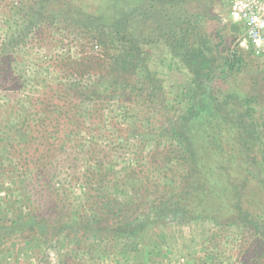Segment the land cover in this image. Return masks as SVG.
Here are the masks:
<instances>
[{"label": "trees", "instance_id": "obj_1", "mask_svg": "<svg viewBox=\"0 0 264 264\" xmlns=\"http://www.w3.org/2000/svg\"><path fill=\"white\" fill-rule=\"evenodd\" d=\"M214 1L9 7L0 20V264L49 250L58 264H172L162 245L172 240L176 264H191L181 229L192 225L211 227L200 264H214L231 229L241 232L240 263L264 264V67L250 49L230 48L225 24L205 27ZM63 41L97 52L62 53ZM53 63L54 83L43 78ZM112 102L138 110L129 135L150 146L145 165L116 171L83 141ZM84 162L77 207L50 176Z\"/></svg>", "mask_w": 264, "mask_h": 264}, {"label": "rangeland", "instance_id": "obj_2", "mask_svg": "<svg viewBox=\"0 0 264 264\" xmlns=\"http://www.w3.org/2000/svg\"><path fill=\"white\" fill-rule=\"evenodd\" d=\"M17 1L18 0H15L14 2L8 0H5L3 2L0 1V20L7 19L10 17V13L8 10L9 7H19L18 5L20 4ZM230 1L231 0H224V2H222V0H215L211 6L210 11L213 18H211L210 15V19L204 25L208 30L211 29L212 31H214L215 29H219L221 27V24H225L226 28H224L223 35H232L229 39V46L233 49L239 43V39L241 38L242 34L230 32L229 27L227 26L229 24L232 25V23L229 21ZM3 6H5V8H3ZM71 49L73 51H71ZM71 49L65 44V41H63L62 53L76 52L84 55L83 52H85L86 54L87 52L91 54L97 52V49L91 45H87L85 49L84 44H82V46L76 45L75 48ZM33 50L38 52L40 51V48L37 46L34 47ZM35 54L37 53L33 52L32 62L35 65H40L42 62L40 61L39 57ZM42 55L44 54L42 53ZM256 61H258V63H260L264 67V57L258 58L256 59ZM54 65L55 63H53L52 66L50 65L51 67L48 68V75L41 74V77L43 75V78L48 77V82L54 83L55 76L57 77L56 74L52 73L54 72ZM246 71L249 75H256L260 72V70L256 67L247 68ZM245 74L246 73L244 72V75ZM245 80L248 81V79ZM1 103L2 102L0 101V119L5 125V123L7 122L8 110L4 107V104ZM137 111L138 110L136 108L129 106L127 109H122L119 104L112 102L110 103V105H108L107 110H105V116L103 117L104 123L101 125L100 130H97L93 133H88L87 135L89 136L86 135L87 137L83 135V141L92 144L95 143L100 151L105 152V155L108 156L107 159L111 161V164H114L112 168L116 171H119L123 167L128 169L130 167L142 166L145 165V163L148 161L147 153L150 150V146L146 145L145 138L132 137L131 135H129L131 127L135 122V115H137ZM60 165L61 166L54 169L51 173V186L53 187L54 191L59 193L61 196L64 191H66L65 193L67 194L69 202L72 205L74 204L75 206L79 207L84 201V199H82L84 195V187L79 177L81 173H83L87 165L85 162L84 165L83 163H81L80 167H77L76 169L78 170L75 172L70 170L66 171L62 168V164ZM66 172H68L69 174H67ZM116 193H121V189H119ZM210 228L211 227H209V225H192L189 227L186 226L184 227V229H181L184 237L186 239L191 240L190 243L186 244L187 248L184 253L185 258L188 256L191 258V264H200V261H203V244L205 240H207L205 239V233ZM240 236L241 232L236 229H231L229 230V232H227L226 238L222 239V242L218 247V250L216 251L217 255H215V262L213 261L214 264H241V250L240 252H238L240 247L239 245L242 244V239L240 241ZM165 243L166 242H164L162 245L164 247H168L171 250L168 251L169 253H171L169 254L168 258L171 259L172 264H176V260L178 257L175 249L181 244H179L178 240H172V242H169L168 245ZM200 257L202 258L200 259ZM30 259V261H24L23 263L58 264L59 258L54 250H49L46 256L39 255V257H32ZM20 260L23 259L20 258ZM163 260L166 261L168 259L163 258ZM180 261L184 262V260ZM105 263L110 264V262ZM115 264L121 263L115 261Z\"/></svg>", "mask_w": 264, "mask_h": 264}, {"label": "built area", "instance_id": "obj_3", "mask_svg": "<svg viewBox=\"0 0 264 264\" xmlns=\"http://www.w3.org/2000/svg\"><path fill=\"white\" fill-rule=\"evenodd\" d=\"M229 21L242 29L239 47L264 57V0H231Z\"/></svg>", "mask_w": 264, "mask_h": 264}]
</instances>
